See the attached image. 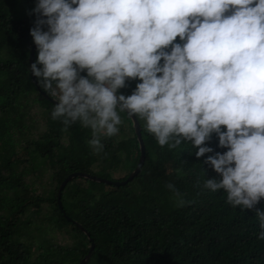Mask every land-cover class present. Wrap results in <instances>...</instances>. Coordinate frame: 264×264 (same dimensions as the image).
<instances>
[{
	"label": "clouds",
	"instance_id": "clouds-1",
	"mask_svg": "<svg viewBox=\"0 0 264 264\" xmlns=\"http://www.w3.org/2000/svg\"><path fill=\"white\" fill-rule=\"evenodd\" d=\"M28 14V67L55 99L52 119L90 128L97 153L119 130L117 109L160 146L190 141L218 174L204 188L253 210L264 240V0H36ZM132 79L131 94L118 91Z\"/></svg>",
	"mask_w": 264,
	"mask_h": 264
},
{
	"label": "trees",
	"instance_id": "trees-1",
	"mask_svg": "<svg viewBox=\"0 0 264 264\" xmlns=\"http://www.w3.org/2000/svg\"><path fill=\"white\" fill-rule=\"evenodd\" d=\"M35 2L0 0V264H79L91 242L73 221L96 244L87 264H264V240L257 238L260 229L254 211L233 207L223 189H205L204 180L218 174L203 163L204 157L197 158L190 141L183 139L173 148L160 146L144 127L143 118H137L145 145V162L138 176L120 187L72 180L63 190L62 205L73 221L64 217L57 194L67 176L83 172L124 181L137 167L141 151L130 116L119 109L128 126L110 137L101 136L104 148L99 153L88 144L90 128L78 121L65 126L62 118H51L54 103L41 95L28 67L34 44L29 29L35 19L28 10ZM136 82L128 80L118 91L131 94ZM33 108H40L46 126L37 137ZM126 129L132 137L125 135ZM206 143L225 150L216 147L215 134ZM21 151L24 154L19 156ZM50 163L57 169L50 198L29 195L26 166L31 174H43ZM121 166L128 174L116 179ZM168 183L175 185L179 196L167 188ZM180 199L184 204L177 206ZM42 203L54 212L39 223L56 225L74 240L72 245L44 239L33 250V220H22V216L30 205L39 208ZM254 207L264 208V198ZM39 229L45 232L48 226Z\"/></svg>",
	"mask_w": 264,
	"mask_h": 264
},
{
	"label": "rangeland",
	"instance_id": "rangeland-1",
	"mask_svg": "<svg viewBox=\"0 0 264 264\" xmlns=\"http://www.w3.org/2000/svg\"><path fill=\"white\" fill-rule=\"evenodd\" d=\"M40 112H41L40 108H33L32 113L34 114V118H36L34 122L35 125L34 131H36V134L34 135L35 137H37L40 133H44L46 131V126L44 124L43 117L40 115ZM125 126H128V123L127 122L123 123V120L121 119V124L118 125V129H120L121 127L124 128ZM129 130L130 129H126L124 133L128 137H132V131ZM63 142L67 144L68 139H64ZM29 146L31 149L35 148V146L32 145ZM79 153H80V149L75 151V154H79ZM23 154L24 151H21L19 156H22ZM168 168H170V162L168 163ZM26 169L29 171L28 172L29 175L28 177L26 176L24 181L29 187L28 194L40 198L42 197L50 198L53 187L55 186V184L52 182L53 171L54 169L57 170L55 168V165L51 163L48 164V169L45 170L43 174H34V173L31 174L30 172L31 167L29 165L26 166ZM127 174H128V170H126L124 166H121L119 172H117L114 175V178L120 179ZM77 182H81V185H83L84 187H89V184L84 180H77ZM69 201L72 202L71 199ZM68 208L67 210L70 213L71 210H69ZM53 212L54 211L52 206H50L48 203H42L39 208H37L35 205H30L26 209L25 214L22 216V220H26V221L28 219H30L31 221L33 220V224L30 227V229L33 230L32 234L35 237V239L32 240L33 250H35L39 245V243L44 239H48L52 241L54 244L57 245L59 244L62 246L73 244L74 240L66 232L59 231L56 225L47 222L44 223L43 225L39 223L42 219L50 216ZM46 226H48V229L45 232L39 229L40 227H46ZM22 230L24 232L25 227H22ZM26 241L28 242V239ZM37 253H38L37 251L34 253L33 258L37 256Z\"/></svg>",
	"mask_w": 264,
	"mask_h": 264
},
{
	"label": "water",
	"instance_id": "water-1",
	"mask_svg": "<svg viewBox=\"0 0 264 264\" xmlns=\"http://www.w3.org/2000/svg\"><path fill=\"white\" fill-rule=\"evenodd\" d=\"M35 52H36V45L33 44L32 49H31L30 59H29L30 64L35 59ZM32 78H33L34 81L36 80V78L33 75H32ZM35 83H36V81H35ZM36 85L38 86L37 83H36ZM38 89H39L41 95H43L44 98L48 99L50 102L55 104V99L54 98H52L46 92L41 91L39 86H38ZM130 118L132 120V125H133V128L135 130V133H136V135L138 137L139 145H140V151H141L140 160L138 162L137 167L130 173L128 178L126 180H124V181L108 180V179H105V178H102V177H99V176H96V175H91V174L83 173V172H75V173H72L69 176H67V178H65V180H63V182L59 186L58 194H57L58 206H59L60 210L62 211L64 217L67 220L73 221L69 216H67V214H66V212H65V210L63 208V205H62V193H63L64 188L72 180H74L76 178H83V179H87V180H90V181H95V182H99V183H105V184H108V185H113L115 187H120V186H124L126 184H129L140 173V171H141V169H142V167L144 165V162H145V145H144V142H143V139H142L141 127H140V123H139L138 119L135 118V117H130ZM73 222L76 224V226H78L87 235L88 239L91 242V246H90V250H89L88 254L79 263V264H87V262L91 259L92 255H93V253L95 251L96 244L94 242V239L90 236V234L87 232V230L82 227L81 224L77 223L76 221H73Z\"/></svg>",
	"mask_w": 264,
	"mask_h": 264
},
{
	"label": "built area",
	"instance_id": "built-area-1",
	"mask_svg": "<svg viewBox=\"0 0 264 264\" xmlns=\"http://www.w3.org/2000/svg\"><path fill=\"white\" fill-rule=\"evenodd\" d=\"M53 98V97H52Z\"/></svg>",
	"mask_w": 264,
	"mask_h": 264
}]
</instances>
